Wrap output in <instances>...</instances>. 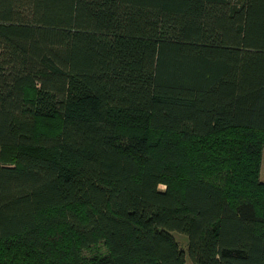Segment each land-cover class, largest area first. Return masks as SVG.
Returning <instances> with one entry per match:
<instances>
[{"label": "trees", "instance_id": "obj_1", "mask_svg": "<svg viewBox=\"0 0 264 264\" xmlns=\"http://www.w3.org/2000/svg\"><path fill=\"white\" fill-rule=\"evenodd\" d=\"M263 145L264 0H0V264H264Z\"/></svg>", "mask_w": 264, "mask_h": 264}, {"label": "rangeland", "instance_id": "obj_2", "mask_svg": "<svg viewBox=\"0 0 264 264\" xmlns=\"http://www.w3.org/2000/svg\"><path fill=\"white\" fill-rule=\"evenodd\" d=\"M59 125H60V119H51V120H48L47 122L46 121L37 122L38 127L44 126L49 131L58 129ZM237 139L238 138H236L235 134L233 133L223 134L220 137H211L208 139H201V140L198 139L196 142L186 143L185 148L191 156L198 155L200 150H203V152L207 154V160H206L207 164H209L210 162H213V159L217 157L221 166L226 168V165L229 162L226 156L230 154L229 153L230 146L236 144ZM218 176L221 177L220 175ZM259 179L262 182H264V145L261 147V165H260V171H259ZM160 188L164 189L165 186L161 185ZM174 236L176 240L178 241L179 246L185 251L186 264H192L187 254V251H188L187 235L182 232L175 231ZM106 250L107 249L105 245L103 243H100L98 246H94L91 249L84 250V253L88 257H90L97 252L105 253Z\"/></svg>", "mask_w": 264, "mask_h": 264}]
</instances>
